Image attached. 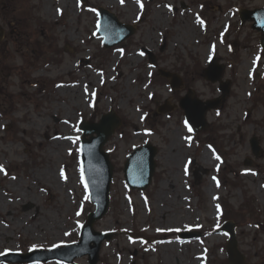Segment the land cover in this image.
<instances>
[{"label": "rangeland", "instance_id": "rangeland-1", "mask_svg": "<svg viewBox=\"0 0 264 264\" xmlns=\"http://www.w3.org/2000/svg\"><path fill=\"white\" fill-rule=\"evenodd\" d=\"M100 7L135 35L105 49ZM260 8L264 0H1L0 255L77 243L95 210L83 184L79 124L114 111L121 125L105 147L115 172L111 207L94 226L113 237L99 264H228L229 236L218 231L223 205L243 216L232 221L246 262L264 264V49L261 31L240 18ZM214 57L231 94L209 111V127L194 132L179 101L189 89L202 101L221 95L204 77ZM160 70L182 86L173 90ZM166 102L176 108L159 112ZM146 143L159 149L154 183L129 190L126 159ZM188 231L202 236L182 241Z\"/></svg>", "mask_w": 264, "mask_h": 264}, {"label": "water", "instance_id": "water-1", "mask_svg": "<svg viewBox=\"0 0 264 264\" xmlns=\"http://www.w3.org/2000/svg\"><path fill=\"white\" fill-rule=\"evenodd\" d=\"M99 30L98 36L104 38L103 45L105 48H113L124 40L135 34L136 29L131 26L121 24L116 15L109 13L107 10L100 8L99 10ZM254 21V29L263 32L261 41L264 48V9L256 11H245L242 14V21ZM4 36V31L0 27V42ZM149 59L153 65H156L157 59L153 54L146 50ZM224 67L217 66L216 59L205 71V77L213 83L220 82V90L222 95L215 100L202 102L196 98L194 91L184 97L181 101V108L184 109L188 124L194 130H205L208 127L207 113L209 110H215L224 105L230 94V82L222 81ZM162 74L166 77L173 76L174 82L172 87L175 89L180 86V80L171 73ZM172 107L168 104L160 108L161 112L171 111ZM120 126V119L114 113L106 114L100 123L91 124L83 122L79 129L83 133L81 143L82 156V173L84 176V184H86L91 202L96 206V211L88 215L86 224L82 228V233L77 244L67 245L63 248H55L54 250H33L26 255L10 253L6 256H0V262H17L30 263L35 262H51L61 261L64 263L75 264L77 257L89 256V264H98L100 259V249L105 240L110 241L112 233H98L94 229V225L98 220L103 219L109 211L110 191L114 176V166L110 161V154L104 150L109 138L115 133ZM252 149L255 155L260 153V146L256 138L251 139ZM158 148L152 144H145L129 155L125 165V178L129 189L146 190L152 184V178L156 172V159ZM250 165V164H248ZM221 232H225L230 236L227 243V254L229 256V264H247L246 257L239 251L237 235L235 234V224L228 223L222 227ZM181 237L184 240L199 237L197 234L183 233Z\"/></svg>", "mask_w": 264, "mask_h": 264}, {"label": "snow or ice", "instance_id": "snow-or-ice-1", "mask_svg": "<svg viewBox=\"0 0 264 264\" xmlns=\"http://www.w3.org/2000/svg\"><path fill=\"white\" fill-rule=\"evenodd\" d=\"M139 2V0H138ZM141 7H143V5L141 4ZM170 8V6H169ZM171 10V9H170ZM58 11H60L58 9ZM198 22L200 24H203V21L199 19V17L197 18ZM140 55H143V53H140ZM189 131H191V129L189 128ZM213 155H214V159L217 160V161H220L221 160V157L219 155H216L215 152H213ZM219 170V169H217ZM0 173H3L4 175H7V171L5 170L4 166L2 164H0ZM61 175L63 176V172H61ZM13 179H15V177H13ZM213 180H216V177H213ZM217 186H219V181L217 180ZM217 207V210L219 211V205L216 206ZM79 214V213H78ZM172 231H180V229H173ZM67 234V233H66Z\"/></svg>", "mask_w": 264, "mask_h": 264}, {"label": "trees", "instance_id": "trees-1", "mask_svg": "<svg viewBox=\"0 0 264 264\" xmlns=\"http://www.w3.org/2000/svg\"><path fill=\"white\" fill-rule=\"evenodd\" d=\"M227 206V205H226ZM224 219L225 220H232V218H234V219H237L238 217L239 218H243V216L242 215H239V216H237V215H232V211H231V209H229V208H226L225 210H224Z\"/></svg>", "mask_w": 264, "mask_h": 264}, {"label": "bare ground", "instance_id": "bare-ground-1", "mask_svg": "<svg viewBox=\"0 0 264 264\" xmlns=\"http://www.w3.org/2000/svg\"><path fill=\"white\" fill-rule=\"evenodd\" d=\"M174 149H175V147L172 148L171 154H173V150ZM203 157H204V161H205L206 164L209 163L212 160V158H213L212 157V153L209 152L208 150H207V152L204 153Z\"/></svg>", "mask_w": 264, "mask_h": 264}]
</instances>
